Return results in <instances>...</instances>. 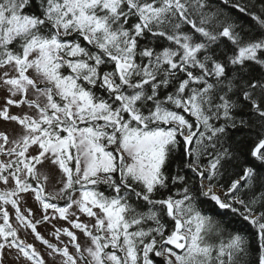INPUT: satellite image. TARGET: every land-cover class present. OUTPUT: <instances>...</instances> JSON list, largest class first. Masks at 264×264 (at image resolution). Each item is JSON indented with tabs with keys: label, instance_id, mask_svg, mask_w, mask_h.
<instances>
[{
	"label": "snow or ice",
	"instance_id": "obj_1",
	"mask_svg": "<svg viewBox=\"0 0 264 264\" xmlns=\"http://www.w3.org/2000/svg\"><path fill=\"white\" fill-rule=\"evenodd\" d=\"M0 69V264H264V0H0Z\"/></svg>",
	"mask_w": 264,
	"mask_h": 264
},
{
	"label": "rangeland",
	"instance_id": "obj_2",
	"mask_svg": "<svg viewBox=\"0 0 264 264\" xmlns=\"http://www.w3.org/2000/svg\"><path fill=\"white\" fill-rule=\"evenodd\" d=\"M2 72H3V69H0V73H2ZM6 94H7L6 90L3 89V88H0V107L4 106V99L3 98H4V96ZM24 111H27V109L23 108V107L17 108L15 106H13V107L10 108V112L12 114H20V113H22ZM0 131L6 132V133H14V132L18 131V125L16 124V122L4 121L3 119H0ZM3 158H4L3 156H0V159H3ZM46 167H47V165H46ZM51 170L53 172V177L58 176V174H59L58 169L52 168ZM54 182H55L54 178L49 181V183H54ZM0 188H3L1 186V184H0ZM27 206L28 207H32V208L36 207V205L33 203L32 198L30 196L28 197V205ZM80 219L82 221H85V222L94 223V221L90 220L89 218H87V217H85L83 215H81ZM54 223H56V225L58 227H66V226H68L64 221H61V220H56V221H54ZM37 227H38V231H40V233L42 235H44L46 239H49L50 242H52V243H58V241L55 240L54 237L49 235V231H50L49 225L44 224V225H38ZM73 231L76 232V235L78 237V242L83 243V242L87 241L88 238L85 237L82 232H80L79 230H73ZM28 232L30 233V230H28ZM22 235H23V238H25L24 231H22ZM61 240H63L65 243H68L69 238L62 235L61 236ZM27 242H29V243H33L34 242L36 247H37V249L40 250L41 254L44 256L45 260L48 261V264H52V261L46 255V246L42 245L38 241H34V237L31 234H29L27 236ZM69 250L70 251H74V249L71 247V245H69ZM15 256H16V253H15L14 250L11 253L5 251L4 257H3L4 264H27V262L24 259H22V258L19 261H17L15 259ZM60 259H61L60 256L57 255L56 256V260L59 261Z\"/></svg>",
	"mask_w": 264,
	"mask_h": 264
},
{
	"label": "trees",
	"instance_id": "obj_3",
	"mask_svg": "<svg viewBox=\"0 0 264 264\" xmlns=\"http://www.w3.org/2000/svg\"><path fill=\"white\" fill-rule=\"evenodd\" d=\"M204 213L214 220H223L227 225L229 231L239 232L243 234L250 242L252 250V258H255L259 250V239L256 229L247 221H244L239 213H224V210H220L218 206L214 205V202H206L202 205ZM159 259V258H158Z\"/></svg>",
	"mask_w": 264,
	"mask_h": 264
}]
</instances>
